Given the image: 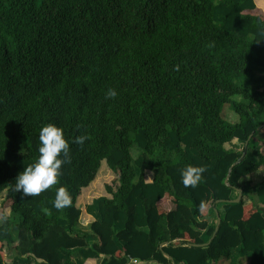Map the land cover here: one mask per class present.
I'll use <instances>...</instances> for the list:
<instances>
[{"label": "trees", "instance_id": "trees-1", "mask_svg": "<svg viewBox=\"0 0 264 264\" xmlns=\"http://www.w3.org/2000/svg\"><path fill=\"white\" fill-rule=\"evenodd\" d=\"M228 105L238 120L224 118ZM49 123L64 129L70 162L24 196L16 177ZM262 125L255 0H0V264H76L82 248L83 264H264V180H244L264 166ZM103 161L117 185L84 230L78 198ZM189 165L205 169L194 188L182 182ZM60 187L71 203L57 209Z\"/></svg>", "mask_w": 264, "mask_h": 264}, {"label": "clouds", "instance_id": "clouds-1", "mask_svg": "<svg viewBox=\"0 0 264 264\" xmlns=\"http://www.w3.org/2000/svg\"><path fill=\"white\" fill-rule=\"evenodd\" d=\"M115 89H109L106 98H115ZM85 136L77 137L72 143L83 144ZM39 158L34 165L26 167L17 177L15 189L24 196L39 195L57 183L62 174V165L70 162V142L65 138L62 127L49 123L39 131ZM205 171L203 167L189 165L182 172V182L185 187H196ZM71 203L70 194L64 187L56 193L54 206L63 208ZM203 209V205L201 206Z\"/></svg>", "mask_w": 264, "mask_h": 264}, {"label": "rangeland", "instance_id": "rangeland-1", "mask_svg": "<svg viewBox=\"0 0 264 264\" xmlns=\"http://www.w3.org/2000/svg\"><path fill=\"white\" fill-rule=\"evenodd\" d=\"M223 116L225 119L232 121V122L238 120V116H237L236 112L234 111V109L230 105H228L225 108ZM263 138H264V130L261 131V135L259 136V138L256 139V145L258 147L257 151L261 148V144H262L261 142H262ZM226 146L230 147V148L231 147L241 148L242 145L239 144V142L234 141L230 144H227ZM257 151L254 149H251L250 154L255 157ZM132 152H133L134 156H137L139 153V148L136 146L133 147ZM146 178H147V180H151L152 173L147 172ZM117 179H118L117 174L108 167V165L106 164L105 161H103L102 166H101V170H100V175L98 173L96 179L88 187L83 189L82 194L80 196L81 198L79 200L80 204H86L87 207H89L91 205L96 206L104 198L111 197V195L108 193V191L106 189V186L110 185V184H113V186H116L117 185ZM244 180L252 181L254 186L262 183V181L264 180V166H261L257 172L246 176L244 178ZM5 197H6V193L4 192L2 194V198L0 200V206H1V201ZM246 200H247V202H250L251 199L246 197ZM6 212L7 213L10 212L9 207L6 208ZM1 221L2 220L0 217V223H1ZM21 258L22 257H17L15 260L10 261V262L7 261L3 264H36L32 260H30L29 258L28 259L27 258L21 259Z\"/></svg>", "mask_w": 264, "mask_h": 264}, {"label": "crops", "instance_id": "crops-1", "mask_svg": "<svg viewBox=\"0 0 264 264\" xmlns=\"http://www.w3.org/2000/svg\"><path fill=\"white\" fill-rule=\"evenodd\" d=\"M255 1H256L257 5L264 10V0H255ZM80 198L81 197L78 198V202H77L78 206L82 210L80 223L83 225L84 230H88L90 224L93 221H95L96 218H95L94 212H90L88 210L89 207H87L86 204H80V201H79ZM82 217H84V223L81 222ZM122 227H123L122 223L118 221L117 222V229H120ZM92 240L94 241L95 237H92ZM121 244L123 245L124 242H122ZM84 251H85L84 248L77 249L75 251V262H76V264H83L84 263V256H83ZM105 257L106 256L104 254L98 255L96 257V264H103ZM22 258H27V257H22ZM29 259L32 260L34 263H36V260L34 258H29ZM129 263L130 264H160L156 261H152V260L151 261H141L140 259H137V258H131ZM171 264H184V263L181 262V263H171ZM203 264H215V263L212 261H207ZM217 264H229V261H224L222 263H217Z\"/></svg>", "mask_w": 264, "mask_h": 264}, {"label": "water", "instance_id": "water-1", "mask_svg": "<svg viewBox=\"0 0 264 264\" xmlns=\"http://www.w3.org/2000/svg\"><path fill=\"white\" fill-rule=\"evenodd\" d=\"M262 127H264V125H262L261 127H259V129H261ZM252 136H253V134L250 136V138ZM238 193H239L238 196L235 199H232L231 202H235L236 203V202H240L242 200V197H243L242 189H238ZM220 220H221L220 217H218L216 230H218V228H219Z\"/></svg>", "mask_w": 264, "mask_h": 264}]
</instances>
